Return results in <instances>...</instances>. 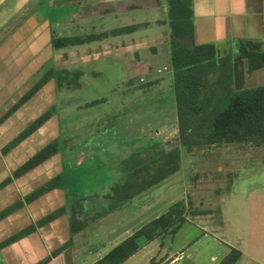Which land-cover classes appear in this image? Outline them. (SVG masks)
<instances>
[{
	"label": "crops",
	"instance_id": "1",
	"mask_svg": "<svg viewBox=\"0 0 264 264\" xmlns=\"http://www.w3.org/2000/svg\"><path fill=\"white\" fill-rule=\"evenodd\" d=\"M69 1L0 0V120L33 88L36 80L41 76V72L50 65L49 63H54L57 70H68L70 67L85 69L89 63L99 58L109 56L125 58V56L131 55L133 56L132 60H135L141 67L143 56L152 54L155 57L165 50L167 51V62L171 65L170 68L165 66L158 72L170 71L171 76L167 81L162 79L153 80L149 83L147 81L150 88L147 89L145 86L147 84H143L146 89L140 90L146 91H142L141 94L137 93V97L145 99L144 94H148L149 90L156 89L161 92V95H168L166 100L162 98L158 103L156 102V105H159L162 110L172 109L171 112L174 113V116H172L171 121L168 120L171 122L170 125L166 122L168 124L162 125L165 128L155 131V135L149 140L151 142L157 140L156 144H160L164 141L163 139L170 140L173 137L178 145L166 151L179 148L181 158L192 156L196 149L189 152L187 149L179 147L170 28L167 24V0H159L160 6L149 2L144 7H140V5L137 8L136 5L131 7L134 11L135 9L140 11L143 8L151 11L161 9L164 13L163 18L142 20V22L128 23L115 28L110 25L112 20L115 21L116 14L111 16V21L108 18H103V15H101L102 18L93 17L89 1L96 2L97 0ZM128 1L121 0L119 3ZM111 2L103 3L109 5L112 4ZM65 3L76 5L70 23L73 25V28L70 29L76 35L69 37L95 35L102 38L89 44L70 47L77 50L70 55H57L59 50L53 48L52 37L53 35L63 37L58 34V30L63 31L61 29L63 23L53 21L51 17L44 16L43 12L49 5L51 8H57V6H62ZM125 7V12H121L123 17L128 14L127 5ZM193 7L195 43L197 45H214L219 59L227 57L235 59L240 54L242 46L253 51L264 49V0H193ZM108 17L110 16L108 15ZM155 25L157 28L153 29ZM129 27H136V29L131 33L111 34L113 31ZM232 77L233 88L236 91L264 86V68L251 73L247 60H234ZM142 80L146 82V79L141 78L140 81ZM128 84L136 86L133 80L132 82L127 81L126 85L128 86ZM57 91L55 81H50L21 109L0 123V186L11 179L10 183L0 189V213L22 201L49 181L57 177L63 178L64 176L65 178L66 160L76 159L72 151H67L64 157L58 154L26 175L13 178L15 171L40 150L53 141L62 139L58 114L9 154L3 155L2 153V150L35 120L58 104ZM125 104L122 103L121 107ZM167 114H169L168 111L164 116ZM140 129L145 132V125L141 124ZM231 146H236L238 151L242 149L240 145ZM214 147L217 146L205 148V150ZM218 147L219 149L208 150L207 156L216 154L218 157L224 154L228 158L229 154L226 152L228 149ZM87 149L88 155L85 156L84 152L79 154L75 169L82 167L88 159L92 158L91 152L94 148ZM222 151L223 153H221ZM149 152L153 153V151ZM136 153L129 159V162L126 159L116 165H110L112 172L110 181L105 186L90 191L87 198L78 205L82 206L81 208L78 207L77 213L78 217L85 223V228L72 238L70 235V216L76 202L69 198V189L72 188L66 184V179L64 186L62 182L61 188L49 192L30 204H25L20 210L1 220L0 243L30 226L36 225L49 215L65 210L64 214L47 225L38 227L35 233L3 248L0 251V264H39L48 259L50 260L47 264H95L145 225L166 214L168 211L151 219L142 218L135 225H128L127 220L124 219L119 226L126 207L133 205L138 200V196L129 202L116 204L111 191L116 186L124 185L127 182L131 167H128L127 164H130L133 159L142 158L144 155L143 152ZM232 157H235L231 163L232 167H230L233 178L230 181L229 194L224 200L225 204L220 208V215L216 223L209 221V217L202 214H196L193 216L195 220H192V217H188L186 213L187 222L176 233L169 232L152 242L145 238L139 239V252L123 264H205V260L209 259V256L205 253L203 241L208 239L217 250L210 254V263L206 264H220L232 249L242 253V258L236 264H264V217L263 215L252 216L249 197L241 202L236 200L237 196L234 198L238 182L245 177L243 170H241L245 165H240V163H243L244 158L248 157L241 153L234 154ZM235 164L239 170L236 169ZM256 166L257 164H255ZM255 167H252L253 170ZM251 169L248 170L251 171ZM219 171H222V167L219 168ZM76 180L80 181L81 179L78 177ZM102 200L113 203L115 208L110 210L95 208ZM229 205L232 207L230 215L227 209ZM99 210H101L99 212L101 214L96 216L95 211ZM253 221L260 223L259 228L257 229V226L254 231L252 230ZM103 223L111 226L107 235L108 241L104 244L99 240L100 237L97 238L100 233L96 230L98 225ZM190 228H194V233L191 236H183V233L189 232ZM70 241L69 247L58 256H53L54 252L66 246Z\"/></svg>",
	"mask_w": 264,
	"mask_h": 264
},
{
	"label": "rangeland",
	"instance_id": "2",
	"mask_svg": "<svg viewBox=\"0 0 264 264\" xmlns=\"http://www.w3.org/2000/svg\"><path fill=\"white\" fill-rule=\"evenodd\" d=\"M110 1H112V4H105ZM120 1L97 0V3L89 1L90 11L93 17L99 16L102 18L101 15H103V18H108L110 21L111 16L116 14L115 21H111L110 26L112 28L128 23L135 24L139 21L142 22V20L164 17L161 9L151 11L143 8L140 11H136L137 9L134 11L131 8L133 5H136V8L139 5L144 7L149 2L154 5H161V2H158L159 0H129L126 3H119ZM69 2L71 3V1ZM70 3L57 6V8H51L49 5L45 9L46 11L43 12L44 16L51 17L53 21L63 23L61 28L63 31L58 30V34L63 37L76 35L70 29L73 28L70 23L76 5ZM126 5L128 14L123 17L121 12H125ZM156 28L157 25L153 29ZM73 52H77V50L69 47L59 49L57 55H70ZM132 57L131 55L125 56V58L109 56L89 63L85 69L70 67L68 70L72 72L80 70L83 72L79 78L80 87L57 91V114L60 118L62 141H65L64 148L67 151L72 148L71 151L76 156L75 160H72V158L66 160V184L71 186L74 192L79 195L88 194L90 191L105 186L112 176L110 165H116L126 159L129 162V159L137 154L136 152H143L146 155L149 151L156 152L160 148L170 150L178 145L173 137L170 140L163 139L165 142L163 141L160 144H156L157 140L154 142L149 140L155 135V131L164 129L165 127H162V125L168 120L171 121L172 116H174V113L171 112L172 109L162 110L159 105H156V102L158 103L162 98L166 100L168 95H161V92L156 89L149 90L148 94H144L145 99L137 97V93L141 94L144 91L140 89H146L143 84H147V81L148 83L159 79L167 81L171 76L170 71L158 72L159 69H164L165 66L170 68L171 64L167 62V51L163 50L160 55L155 57L152 54H146L143 56L141 67L135 60H132ZM49 64L52 67L54 66V63ZM141 78L146 79V82L140 81ZM132 80L136 83V86L128 84V87L126 82H132ZM148 88L150 87L147 86ZM94 101L104 102L88 106ZM122 103L126 104L121 107ZM151 108L154 109L151 110ZM167 111L169 114L164 116ZM175 114L177 115V110ZM168 123L170 125L171 122ZM141 124L145 125V132L140 129ZM220 147L228 149L226 150L229 154L228 158L224 154L218 157H216V154L207 156L208 150L219 149L218 146L208 150L203 147L197 148L192 156H184L178 173L171 176L164 183L139 195L138 200L133 205L126 207L119 226L124 219L127 220L128 225H135L142 218L151 219L156 215H162L169 211L176 202L185 205L186 213L188 217H192V220H195L193 216L196 214H202L208 216L209 221L216 223L220 215V208L225 204L224 200L227 199L229 194L230 181L233 178L230 167H232L231 163L235 157H232V155L239 153L248 158H244V162L240 163V165H245L241 168L245 177L238 182L234 198L237 196L236 200L241 202L249 197L252 216L263 215L264 217V149H257L254 145L241 146L240 151L236 150V146ZM87 148H94L91 152L93 154L92 158L88 159L82 167L75 169L79 154L84 152L85 156L88 155ZM248 159L251 160L248 161ZM255 164H257L256 167ZM127 165L130 167L129 163ZM235 165L236 169L239 170L237 164ZM253 166L255 167L254 170ZM220 167H222L221 172L219 171ZM249 168H252L251 171L248 170ZM78 177L81 179L80 181L76 180ZM106 191L109 192V190ZM253 191L254 193H251ZM226 204L228 203L226 202ZM112 205L113 203L102 200L95 208L110 210ZM227 209L230 215L232 207L229 205ZM100 211H95L96 216L101 214ZM259 224L253 221L252 230L254 231L257 226L258 229ZM110 227V225L103 223L96 228L100 233L97 238L100 237L99 240L102 244L108 241L107 235ZM193 229L190 228L189 232H184L183 236H191L195 231ZM203 243L206 250L204 251L209 256V259L205 260L206 264L210 263V254L217 249L209 239L204 240Z\"/></svg>",
	"mask_w": 264,
	"mask_h": 264
},
{
	"label": "trees",
	"instance_id": "3",
	"mask_svg": "<svg viewBox=\"0 0 264 264\" xmlns=\"http://www.w3.org/2000/svg\"><path fill=\"white\" fill-rule=\"evenodd\" d=\"M167 8L174 94L178 115L179 147L185 148L189 152L201 147L210 148L222 145H254L257 149H264V86L236 91L233 88L232 77L234 60H247L251 73L264 68V49L253 51L242 46L240 54L235 59L233 57L219 59L214 45H197L195 43L193 0H167ZM135 29L136 27H129L113 31L111 34L131 33ZM100 38L102 37L95 35L84 37L53 35L52 46L59 50L89 44ZM41 73L33 88L1 118L0 123L15 114L52 80L55 81L57 90H71L80 87L79 78L82 76V72H72L67 69L57 70L55 66L49 65ZM145 86L150 87L148 84ZM101 102L104 101H94L88 106H94ZM55 115H57V105L35 120L9 143L2 150L3 155L9 154ZM62 140L53 141L40 150L15 171L13 178L26 175L58 154L64 157L67 149L65 150V141ZM138 159V161L133 159L130 162L127 182L124 185L116 186L112 191L116 204L131 201L160 185L181 169L182 158L179 148L169 152L160 148L158 151L146 153L142 159L140 157ZM10 182L11 179L7 180L0 186V189ZM62 182L64 186V176L49 181L22 201L2 211L0 221L23 208L25 204H30L49 192L61 188ZM69 198L76 202L70 216L72 238L85 228V223L78 217L77 210L78 207H82L78 205L87 198V193L79 195L73 189H69ZM112 208H115L114 205ZM64 213L65 210H61L51 214L36 225L30 226L0 243V251L35 233L38 227L47 225ZM185 215V205L181 202L176 203L166 214L145 225L95 264L125 263L139 252V239L145 238L152 242L169 232L176 233L187 222ZM71 241L54 252L53 256L61 254L71 245ZM241 258L242 253L232 249L220 264H236ZM49 260L39 264H47Z\"/></svg>",
	"mask_w": 264,
	"mask_h": 264
},
{
	"label": "built area",
	"instance_id": "4",
	"mask_svg": "<svg viewBox=\"0 0 264 264\" xmlns=\"http://www.w3.org/2000/svg\"><path fill=\"white\" fill-rule=\"evenodd\" d=\"M165 70H167V69H165ZM142 82H144V80H142Z\"/></svg>",
	"mask_w": 264,
	"mask_h": 264
}]
</instances>
